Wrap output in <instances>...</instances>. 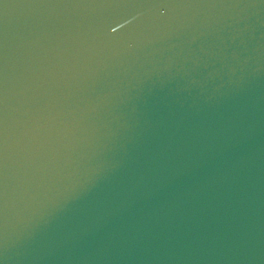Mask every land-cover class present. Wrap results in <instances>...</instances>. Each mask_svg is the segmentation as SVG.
<instances>
[{
  "label": "water",
  "instance_id": "95a60500",
  "mask_svg": "<svg viewBox=\"0 0 264 264\" xmlns=\"http://www.w3.org/2000/svg\"><path fill=\"white\" fill-rule=\"evenodd\" d=\"M0 264H264V0H0Z\"/></svg>",
  "mask_w": 264,
  "mask_h": 264
}]
</instances>
